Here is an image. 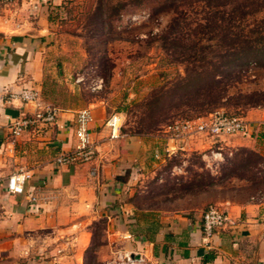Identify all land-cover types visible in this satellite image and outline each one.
<instances>
[{"label": "crops", "instance_id": "obj_1", "mask_svg": "<svg viewBox=\"0 0 264 264\" xmlns=\"http://www.w3.org/2000/svg\"><path fill=\"white\" fill-rule=\"evenodd\" d=\"M61 1L0 4V264H87L99 221L104 222V243L95 253L104 264L125 251L141 253L145 264H264L263 177L176 188L190 180L185 165L191 150L208 164L213 147L249 148L264 156L263 122L253 136L217 140L129 132L111 138L109 107L92 100L86 108L93 115L98 176L91 175L90 163L55 161L77 145L76 117L83 107H60L57 123L12 133V122L34 112L35 103L11 94L34 87L43 101L42 50L53 32L52 8ZM244 115L261 122L264 109L251 108ZM21 168L32 177L23 193L11 192L6 181ZM210 203L228 208L235 222L206 237L203 212Z\"/></svg>", "mask_w": 264, "mask_h": 264}, {"label": "rangeland", "instance_id": "obj_2", "mask_svg": "<svg viewBox=\"0 0 264 264\" xmlns=\"http://www.w3.org/2000/svg\"><path fill=\"white\" fill-rule=\"evenodd\" d=\"M118 1L112 0V3ZM122 1L130 3L132 0ZM152 1L140 6L128 4L123 9L126 14L119 19L114 17L108 27H103L92 17L100 0H63L56 4L50 16L53 32L42 50L45 61L43 101L58 108H86L92 100H104L110 115L114 112L123 114L128 130L150 132L152 129L146 127L144 102L158 88H170L187 68V63L174 59L172 53L162 48L160 41L146 40L150 32L154 34L165 29L175 15L173 11L158 13ZM229 91L231 94L264 92V62L246 67ZM220 108L238 114L247 111L245 106ZM173 113L167 119L195 114ZM220 151L222 157L212 158L208 164L198 150H191L185 165L188 178L193 180L196 171L205 173L199 180L201 184L222 178V173L227 170L223 167L236 152L241 154V148H222ZM179 162V158L174 161L175 164ZM262 184L264 187V180ZM96 241H103V229ZM87 264L104 262L95 250H90Z\"/></svg>", "mask_w": 264, "mask_h": 264}, {"label": "trees", "instance_id": "obj_3", "mask_svg": "<svg viewBox=\"0 0 264 264\" xmlns=\"http://www.w3.org/2000/svg\"><path fill=\"white\" fill-rule=\"evenodd\" d=\"M148 0H132L136 6ZM158 13L173 11L168 26L157 33H149L147 41H160L162 48L174 59L187 63L186 73L170 88L160 87L144 102L146 127L149 132L128 130L124 121L121 133H151L165 136L164 126L177 119L206 116L212 111L231 105L246 109L264 107L262 91L231 94L229 88L250 64L264 62V0H153ZM127 1L100 0L93 11L94 20L103 27L111 26L112 19L126 14ZM173 112L195 113L171 117ZM231 113V112H229ZM175 114V113H173ZM238 114V113H231ZM238 115H244L238 114ZM167 119V120H166ZM155 131V132H153ZM223 167L222 178L201 184L204 176L195 172L193 180L184 181L177 189H202L206 185L223 182L231 177L248 180L264 178V156L253 149L241 148ZM228 168L230 170H228ZM204 172V171H203ZM213 177L215 175H212ZM198 177L199 179H197ZM264 193V192H263ZM104 228L99 221L93 227V242L89 251L104 242L96 237Z\"/></svg>", "mask_w": 264, "mask_h": 264}, {"label": "built area", "instance_id": "obj_4", "mask_svg": "<svg viewBox=\"0 0 264 264\" xmlns=\"http://www.w3.org/2000/svg\"><path fill=\"white\" fill-rule=\"evenodd\" d=\"M15 1L17 0H0V4ZM11 96L14 98L19 97L25 102L35 103L34 112L12 122L11 129L14 135L22 134L33 125L57 123L59 108L43 102L39 91L34 87H24L19 92L12 93ZM92 121L93 115L90 108H84L78 112L76 117L78 143L73 149L59 153L55 159L57 164L90 163L91 175H99L101 164L98 162V145L92 135L90 125ZM123 121L124 116L121 112H114L108 117L106 125L110 130L111 138H117L122 135L121 126ZM262 122L264 123V120L255 122L243 115L231 114L222 108H218L206 116L172 121L164 126L163 131L165 132V137L181 141H186L199 135L214 139L236 134L253 136L258 133ZM211 156L217 159L222 157V153L219 149L212 150ZM31 177L30 171L21 168L8 177L6 187L11 192L23 193L26 182ZM2 185L3 183L0 180V188ZM234 222L229 209L221 204L210 203L204 209L202 226L206 237L212 236L218 228ZM105 264H145V257L141 253L136 252H119L115 258Z\"/></svg>", "mask_w": 264, "mask_h": 264}]
</instances>
